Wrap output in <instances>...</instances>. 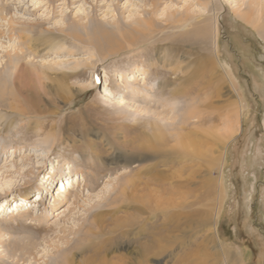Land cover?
<instances>
[{"label": "rangeland", "instance_id": "rangeland-1", "mask_svg": "<svg viewBox=\"0 0 264 264\" xmlns=\"http://www.w3.org/2000/svg\"><path fill=\"white\" fill-rule=\"evenodd\" d=\"M154 2L158 7L152 12ZM202 2L0 0V86L4 91L0 95V190L10 189L8 194L0 195V205L4 200L8 204V210L0 218V264H39L28 254L26 261L17 257L22 254L23 247L27 249L33 242L39 250L37 258L45 262L57 245H63V237H73L69 227L77 228L82 224L90 201L104 197L107 187L111 193L118 179L139 163L123 160L126 150L131 148V141L140 131L132 130L129 124L136 123L138 128H143L156 119V111H161L162 116L177 117V123L184 111L193 107L191 101L185 102L177 94L164 107L169 89L190 90L191 95H199L200 100H203V94L217 91L207 62L203 60L209 52L208 46L213 54V41L208 46L201 44L194 29L195 21L206 16L211 26L214 8L222 10L218 24L220 60L217 61L213 54L217 67L214 76L219 75L223 85L221 96L214 97L213 101L223 108L212 113H219L220 119H209L203 126L204 130L215 134L212 137L211 133H205L209 136L207 142L211 143L204 150L207 146L210 150L185 160H180L177 151L170 147L159 153L152 162H158L157 168L166 175L167 181L158 183L155 180L148 189L139 186L137 191L128 194L131 198L137 197V202L132 199L135 203L128 199L119 205L112 204L114 207H109L111 216H107V224L114 227L116 220L125 217L132 205H139L143 199L152 207L153 221L158 223L181 209L190 216H199L203 212L213 221L219 209L216 228L225 247L229 251L237 250L244 257V264H264V32L233 13L244 0H214L212 7ZM8 4L10 7L6 8ZM150 17L156 19V31L143 36L134 30L130 36L133 41L124 40V29L129 26L133 29L134 21ZM166 18L186 21L187 36L180 35L184 23L161 26L159 22ZM11 24L17 30L10 31ZM21 28H27L34 39L53 36L55 42L40 45L38 52L30 50V42L35 40L26 42L25 38H20ZM175 41L180 42L178 50L169 46ZM10 61L23 67L22 71L29 70L34 77L22 79L23 72L21 69L18 72L19 68L10 65ZM224 69L230 71L236 90L223 74ZM64 74L71 75L62 80ZM135 74L140 76L135 77ZM134 77V85L139 87L135 93L129 88ZM194 83L201 87L194 89ZM210 83L212 87L208 86ZM140 90L147 97L139 94ZM27 93L40 98L41 110H30L22 115L9 107L8 103L17 97H26ZM237 93L243 101L242 115ZM233 100L238 107L232 108ZM230 109L236 110V115L231 114ZM230 116V121L236 120L237 126L226 141V165L222 167L216 159L215 136L221 140L231 126ZM38 124H45L46 131L54 127L56 140L43 142L45 134L38 129ZM111 145L119 148L117 158L114 156L113 159ZM92 153L94 155H90ZM52 168L57 170L55 184L52 191L47 192L43 204L39 197L46 191L41 189L40 181H46ZM5 170L10 172L3 174ZM70 171L71 174H84L88 184L98 172L102 177L100 185L90 196V188L86 189L82 182L64 202H58L60 200L55 197L61 176H67L65 172ZM139 176L147 177L143 172ZM77 191L82 192V197L74 202ZM115 194L113 192L111 196ZM17 202L24 204L20 206L21 217L14 211ZM178 202L184 204L183 208ZM28 211L32 215L24 216ZM37 217L44 219L41 222ZM6 221H10L9 224ZM57 223L66 229L65 232L40 230L43 225L47 228ZM206 233L197 230L193 238L184 241L183 247L175 245L172 248L174 258L167 256L168 263L172 264L179 252H191L203 243ZM125 248L110 254H126Z\"/></svg>", "mask_w": 264, "mask_h": 264}, {"label": "bare ground", "instance_id": "bare-ground-1", "mask_svg": "<svg viewBox=\"0 0 264 264\" xmlns=\"http://www.w3.org/2000/svg\"><path fill=\"white\" fill-rule=\"evenodd\" d=\"M201 1H203L202 3H204L207 7L209 5L211 7L212 5H214L213 4L214 0H201ZM244 4L246 5V7L242 8ZM238 6L239 9L235 8L233 10L235 16L242 19L243 21L251 23L252 25H254V27L264 32V0H244L243 4L240 3ZM9 7L10 4L6 6V8ZM152 7L153 8L150 11L153 12L158 7V3L154 2ZM242 9H245V11H243ZM221 13L222 10H220V8L212 9L211 26H209L210 23L209 17L206 16L195 21L197 22V26L194 28L196 36L200 38L201 44L203 43L208 46L211 45L213 41V54L215 55L217 61L220 60L219 50H218V45H219L218 24ZM185 15L189 17L188 13H186ZM155 22L156 19L150 17L144 20H136V22L134 21L133 24L130 23L129 25L132 24L133 26L132 25L131 26L133 27V29L130 28V26L129 28H127L126 26L127 29H124V31H122L124 40L132 42L133 40L130 36L133 35L132 32L134 30L139 31L140 33L143 34V36L147 34V32L149 31L151 32L156 31ZM177 22L178 21L175 22L174 20H170L169 18H166L165 20L159 22V24H161V26L167 27L168 25L174 23L177 24ZM185 22L186 21L184 22L179 21L178 23L179 24L184 23L180 35L186 37L188 34V30H186L185 28H187L188 25ZM14 30L17 29L14 28V26L11 24L10 31L13 32ZM19 35L20 38L22 37L25 38L26 42L35 40L34 42H30V47L28 48L30 50L32 48L34 51L37 52H38L37 49L40 48V45L51 44L55 42V38L53 36H46V37L38 36L36 39H34L33 38L34 36L30 34V31H27V28L24 29L21 28L19 31ZM169 46L171 49H177V50L180 49L181 47L180 42H176V41L170 44ZM208 50L209 52L208 54L205 55V57H203L204 58L203 60L207 62L206 65L208 67L207 70H210L209 74L213 76L212 82L215 81L213 84H214V89H217V91L212 94H208V93L203 94L204 96L203 100H200V96L191 95L190 90L187 91V89L184 88H181L179 90L169 89L168 99H166L167 101L166 103H164L163 105L164 107L165 104L166 106L169 105V104L167 105V102L173 97H175L176 94L177 96L183 98L185 102L191 101V105L193 104V107L189 106L191 107V109L185 110L182 117H180L181 120L179 119L177 123H176L177 117L175 118L173 115L162 116L161 111L160 112L156 111L154 113L156 114V119L158 121L155 118H153V120H151V122H148V124H146V126H144L143 128L140 127L138 128L136 123L129 124L132 130L135 131L140 130V131H138L139 133L136 134V138L134 139V141H131V148L126 150L125 152L126 156L123 160L126 161L127 163L130 162H136V163L139 162V163L133 166L128 173L126 172L127 173L126 175H122L121 179H118L117 184L113 186V190L111 191V193L107 187L106 189H104L106 190V192L104 193V197H100L99 201L95 199H92L90 201V207L86 208L87 215L84 217L82 224L79 225L77 228L69 227L70 234H72L73 237H69V235L63 237L64 240L63 245L62 246L57 245L54 249V252L50 254L47 259H45V262H40V259L37 258L39 254V250H37V247H35L37 245L34 242L31 243V247L27 249H25L26 247H23L22 254L18 255L17 257L20 256L22 260L26 261V257H27L26 255L28 254L29 257L33 256L30 258H33L34 262L39 264H171L168 263L170 262V259L168 257L173 256L174 258V253L172 251V248L175 245H180V247H183V243L187 238H188L187 240L189 241L190 238H193V236H195L197 230L198 231L204 230L207 233L203 237V243L198 245L191 252H188L187 250H183L182 252H179V256L175 257L176 259L174 260V262H172V264H221L222 260H223V264H231L230 261L232 262V264H244V260H245L244 257L238 254L237 250L229 251L219 238L216 228L217 226L216 224L221 212L219 209H217V211L215 212L214 220L212 221L208 219L207 215L204 216L203 212L201 213L202 215L199 216L197 215L190 216V214L186 210L181 209L178 211L176 210L177 209L176 208L175 212L168 214L164 221L158 223V221H153L154 218L153 217L154 215L152 216L153 209L152 207H149V205H147L146 199H143L144 202L142 200L139 201L138 202L139 205L133 204L131 207L130 203L134 202L132 199H135L136 202L138 200L137 197L131 198L130 195L128 196L129 193L132 194L134 191H137L139 186L141 185L143 188L148 189V187H151L150 185L155 183V180L156 182L167 181L166 178L164 177L166 175L160 173L159 169L157 168L158 162L156 161L155 163L152 162V159L153 158L155 159L157 155L162 151H164L166 148L170 147L175 151H177V154L179 156L178 158L180 160L189 159L191 157H194V155L198 153L205 154L210 150L209 146H207L208 148H206L207 151L204 150L205 149L204 147L208 143H211V142H207L206 138L209 136H207V134L205 133H211L212 137L215 134L213 131L211 132L208 129L207 131L206 129L204 130L203 126L208 123L209 119H213L217 121V119H220L221 117L219 113L217 115H212V113H214L217 109L221 110L223 108V107L220 108L217 105H215L213 101L214 97L217 98L221 96L220 91L223 85V81L220 79L219 75L214 76L217 71V67H216V63L213 60L214 56L209 46H208ZM9 64L13 65V62L10 61ZM13 66H15L14 68L16 69L19 68L18 72L20 71V69L22 71L23 67L20 68L19 67L20 65H18L17 67V64H14ZM207 70H205L204 74H207ZM22 72H23L21 75L22 79L24 78L29 79L34 77L32 72H30L29 70L25 69ZM229 73L230 71L224 69L223 74L225 75V77H227V79H229L233 89L236 90L234 86L235 84L232 78L229 76ZM66 75L69 74H64L61 77L62 80H64L67 77ZM137 76L140 75L135 74V77ZM135 77L133 79V83L129 85L130 91H133V93H135V91H137V88H139L136 85H134L136 82ZM121 85L124 84L121 82ZM197 86H199V88L201 87L199 83H194V89L195 88L198 89ZM208 86L212 87V83L208 84ZM2 93H4V91L1 90V86H0V95ZM139 94H143L145 95V97H147V94H144L142 90L139 91ZM12 95L14 96V94H10L11 97H13ZM1 98L2 96H0V99ZM237 102H239L240 115H242V112H244V106L239 93H237ZM237 102L235 100L231 102L234 104V107L232 108H235L238 105ZM8 104L11 109L16 110L22 115L27 114L30 110L31 112H38L39 110H41L40 98L39 97L35 98V96L29 93H27L26 97L23 98L17 97L11 103ZM230 112H232L231 114L236 115V110L230 109ZM228 118H229L228 119L229 126L230 125L231 126L225 131V134L222 136L221 140L218 135L215 136L216 138L215 143H217L218 146V154L216 155V159H217V163L220 162V165L222 167L226 165V157H225L226 148H227L226 141L231 137L234 131H236V126H237L236 120L230 121L231 116ZM160 121H162V123ZM46 128L47 126L45 124H38V129L40 131L43 130L44 131L43 133L45 134L43 136V139L41 138L42 141L45 143L46 142L49 143L51 139L56 140V133L54 127L52 129H49V131H46L45 130ZM228 131L230 134L227 133ZM117 149L119 148H116V146L111 145V150L114 153L113 159L114 156L116 157L117 155ZM90 155H94V154L92 153ZM143 161L146 162L142 163ZM8 172H10V170H5L3 174L5 173L8 174ZM16 172H18L19 174V169H17ZM25 172L28 173L29 170H26ZM142 172L145 173L147 177L145 178H142L140 176L138 177V175H140V173ZM56 173L57 170L52 168L47 178L44 176V179L46 178V181L44 182L42 180L40 181L41 189L46 191V193L42 191L39 197V201L42 202L43 204L47 200L46 198L48 196L47 192H51L54 187ZM65 173H68V175H70L72 171ZM97 173L94 175V180L90 179V184L87 183L86 181L87 179L85 175L82 174L81 172L71 174L69 177H67L68 175L61 176L62 181L60 183V188L58 189L57 192L58 194L56 195L55 199L60 200L58 202H64L67 196L72 193L74 188L76 186H80V183L82 182H85L84 187L86 189L90 188L88 192L90 193L91 196L92 191L94 192L96 187L100 185V181H101L100 179L102 178L100 176V173L98 174ZM9 190H10L9 187L3 188L2 190H0V195L8 194ZM113 192H115L116 194L114 196H111ZM74 195H75V200H74L75 202L78 201L80 197H82V192L77 191L75 192ZM149 196L151 197V194H149ZM128 199H130L131 202L129 203L130 205L126 206V208L129 210V208L131 207L132 208L131 211L127 213L125 217H121L118 220H116L114 227L113 226L108 227L107 216H111L110 213L111 208L109 207L112 204L119 205L120 202L123 203L125 202V200ZM147 199H149V197H147ZM221 199H222V194L220 195V204H221ZM6 201L4 200L3 203H1L0 205V218L8 210V204H6ZM177 204H180L181 208H183L184 206V204L182 206L180 202H178ZM21 205L24 204L17 202V208L14 210L16 211L17 215H19L20 217L22 214V213L20 214ZM30 214L32 215V212L28 211L24 213V216ZM143 214L146 215L148 214V215L144 216ZM202 216L206 217V222L203 221ZM37 218L41 222L44 219V218L40 219V217ZM7 222L9 224L10 221H6V223ZM40 230H47V231L56 230L62 232L66 229L61 227L60 223H57L56 226L53 227L50 226L47 228H45V225H43L42 227H40ZM121 247H126L125 248L126 254L123 253L117 255L110 254L112 252H118V249H120ZM243 253L244 255H246L245 251H243ZM166 258L167 261L165 260Z\"/></svg>", "mask_w": 264, "mask_h": 264}]
</instances>
